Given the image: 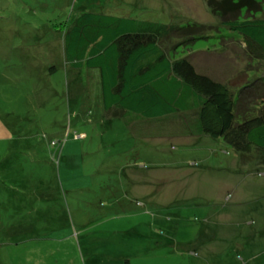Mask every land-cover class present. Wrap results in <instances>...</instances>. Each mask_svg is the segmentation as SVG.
<instances>
[{
	"label": "rangeland",
	"instance_id": "1",
	"mask_svg": "<svg viewBox=\"0 0 264 264\" xmlns=\"http://www.w3.org/2000/svg\"><path fill=\"white\" fill-rule=\"evenodd\" d=\"M209 1L0 0V264H264V166L207 136L135 139L105 112L100 73L65 59L84 13L187 26L199 38L172 56L258 114L264 58ZM248 1L229 16L264 18Z\"/></svg>",
	"mask_w": 264,
	"mask_h": 264
},
{
	"label": "trees",
	"instance_id": "2",
	"mask_svg": "<svg viewBox=\"0 0 264 264\" xmlns=\"http://www.w3.org/2000/svg\"><path fill=\"white\" fill-rule=\"evenodd\" d=\"M250 4L209 1L214 16L264 58V18L229 16ZM188 28L140 16L84 13L64 28L65 59L73 70L100 73L105 112L123 120L135 139L207 136L222 140L244 162L255 159L264 166V107L240 115L230 84L198 70L188 57L172 56L179 38H199Z\"/></svg>",
	"mask_w": 264,
	"mask_h": 264
},
{
	"label": "crops",
	"instance_id": "3",
	"mask_svg": "<svg viewBox=\"0 0 264 264\" xmlns=\"http://www.w3.org/2000/svg\"><path fill=\"white\" fill-rule=\"evenodd\" d=\"M128 17H131V16H128Z\"/></svg>",
	"mask_w": 264,
	"mask_h": 264
}]
</instances>
